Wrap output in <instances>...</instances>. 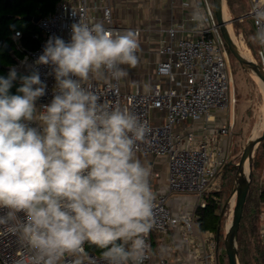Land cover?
<instances>
[{
	"label": "clouds",
	"instance_id": "9594fccd",
	"mask_svg": "<svg viewBox=\"0 0 264 264\" xmlns=\"http://www.w3.org/2000/svg\"><path fill=\"white\" fill-rule=\"evenodd\" d=\"M196 23L205 17L193 12ZM252 39L264 45V11ZM138 33L78 21L71 38L49 37L36 64L50 65L56 85L49 104L37 107L47 85L38 71L0 77V226L26 244L31 264H143L153 227L155 193L150 166L137 157L150 129L129 107L110 105L92 81H120L123 66L139 63Z\"/></svg>",
	"mask_w": 264,
	"mask_h": 264
},
{
	"label": "built area",
	"instance_id": "2783aa9c",
	"mask_svg": "<svg viewBox=\"0 0 264 264\" xmlns=\"http://www.w3.org/2000/svg\"><path fill=\"white\" fill-rule=\"evenodd\" d=\"M55 1L54 10L37 22L42 38L36 48L22 45L21 31L17 30L13 35L15 46L23 52V57L18 58L8 71L14 67L16 71L24 72L25 77L33 71L39 72L47 89L45 96L37 101L38 108L51 102L56 85L52 67L35 63L49 37L58 36L66 42L70 41L71 25L79 20L90 25L103 23L105 28L121 33L133 30L138 37L142 32L139 27L125 28L117 23L112 0ZM249 2L248 16L252 18L257 31L256 13L264 11V0ZM212 3L211 0L196 2L199 12L205 17L196 28L197 36L177 37L180 28L175 25L166 29L170 40L160 46V53L166 57L158 63L157 73L168 77L167 86L156 82L147 90H126L121 80H94L90 85L102 102L129 107L146 123L150 131L145 141L139 143L137 153L167 158V191L155 195L154 223L146 237L148 248L143 264H168L164 258L153 259L152 238L154 232L171 228H179L184 240L193 246L194 257L201 264H218L215 250L206 249L205 242L196 238V214L176 211L169 205L172 194L179 193L195 195L197 207L207 205L209 194L218 200L213 192L220 190V170L230 162L218 140L224 134L232 135L231 122L217 126L212 132H204L202 137L197 131L186 127L191 120L204 118L213 121V111L226 108L230 102L232 70L229 49L221 35ZM259 56V63L264 68V45L259 50ZM154 110L164 114L162 121L154 120ZM233 206L234 202L232 210ZM211 235L208 233L206 240L210 241ZM260 236L264 243V211L261 213ZM214 243L212 241L211 245ZM30 256L26 244L13 235L7 226H0V264H31ZM88 256L93 258L94 264H102L101 255L90 253ZM74 259L72 255L65 254L58 264H73Z\"/></svg>",
	"mask_w": 264,
	"mask_h": 264
},
{
	"label": "crops",
	"instance_id": "0c3cea01",
	"mask_svg": "<svg viewBox=\"0 0 264 264\" xmlns=\"http://www.w3.org/2000/svg\"><path fill=\"white\" fill-rule=\"evenodd\" d=\"M114 16L117 23L125 28L139 27L142 29L138 37L140 49L138 52L139 63L135 68L123 66L128 71V76L122 84L126 90H147L150 85L160 82L164 86L169 84L167 76L157 73L158 63L166 56L161 54L159 49L162 43L168 42L170 36L166 31L170 26H179L177 37H195L198 23L192 19L193 12L199 11L197 0H112ZM237 20V19H235ZM234 20V21H235ZM247 23V22H246ZM255 27V26H254ZM251 28H249V32ZM256 31V30H255ZM250 52V51H249ZM130 74V75H129ZM129 78L132 81L129 83ZM154 120L162 121L164 114L159 110L153 111ZM213 121L206 119L191 120L186 123L188 129L197 131L199 137L204 132H212L216 127L224 123H232L225 117L223 109L213 111ZM206 129H205V128ZM237 137L222 135L218 140L224 154L232 159V153L237 149ZM137 157L146 166H150L151 175L149 182L153 192L160 194L167 191V158L166 156L137 153ZM159 174L158 176L155 174ZM197 197L192 194H172L169 205L176 211L194 212L197 215ZM209 229L201 228L197 222L196 238L205 242L206 249L218 254V240L211 245L205 236ZM153 259L164 258L168 264H201L194 257L193 246H189L184 240L179 228H171L164 231L154 232L153 238Z\"/></svg>",
	"mask_w": 264,
	"mask_h": 264
},
{
	"label": "rangeland",
	"instance_id": "374dc122",
	"mask_svg": "<svg viewBox=\"0 0 264 264\" xmlns=\"http://www.w3.org/2000/svg\"><path fill=\"white\" fill-rule=\"evenodd\" d=\"M211 2L213 1L211 0ZM55 4V0H23L14 2V7L3 11L4 16L6 14L4 18L5 21L1 24L3 34L10 39L11 36L13 37L14 35L13 32L15 27L28 25L29 19L26 18L27 16L24 18L22 15V12L25 11L26 8H30V10L34 13L40 12L39 10H36L37 7L42 9L44 7L47 9L51 8L53 11ZM249 9V0H235L232 9H229L226 4L225 12L229 18L237 19L229 23V26L240 49L243 52L250 51V58L260 62L261 59L259 56V50L262 45L252 39L257 31H255L256 28L254 27L252 18L248 16ZM8 14L12 15V17ZM249 28H251L250 32ZM10 55L13 57L11 60H7L5 58L7 57L5 50L0 47V68L10 67L13 60L16 62L18 58L23 57V52L13 44V49L10 51ZM228 56L232 70L229 90L230 102L223 110L225 111V117L232 121V136L237 137V149L233 151L232 159L229 164L223 166L220 170V190L218 191L217 196L218 200L220 199L221 209H217L216 211V213L220 215L219 226L217 229L219 231V236L217 235L218 233L209 232L212 234L209 242H214L216 239L218 240L219 250L218 254H215L218 264H229L225 253L224 239L234 215L232 203L234 202V209L237 198L234 183L238 170L236 163L239 162L248 139L253 137L257 124L262 125V130L264 126V92L260 84L257 80H255L254 73L243 68L236 57L230 53L229 50ZM18 81V77L15 81H13V86L10 89L11 94H17L16 84ZM121 82L123 84L125 82V78L122 79ZM128 82H132L130 78ZM256 160L257 162H255V168L252 166L251 187L264 190V139L256 148L253 165ZM220 192L221 195H219ZM258 207V230L260 231L261 213L264 211V198L260 199ZM85 247L87 254L95 253L97 255H101L102 250L98 249L96 246L86 243ZM246 263L253 264L251 261H247Z\"/></svg>",
	"mask_w": 264,
	"mask_h": 264
},
{
	"label": "trees",
	"instance_id": "16d2710c",
	"mask_svg": "<svg viewBox=\"0 0 264 264\" xmlns=\"http://www.w3.org/2000/svg\"><path fill=\"white\" fill-rule=\"evenodd\" d=\"M16 1L23 0H0V47L5 50L7 56L5 58L7 60H11L13 57L10 55V51H12L13 44L15 45V43L12 36L9 39L5 34H3V31L1 30V24L3 21H5L4 18L6 16V14L4 16L3 11L14 7V2ZM234 1L235 0H227L229 9L233 8ZM36 10H39L42 13H34L30 10V8H26L25 11L22 12V15L24 18L28 15L34 17H43L45 14H49L52 11L51 8L47 9L46 7L43 9L37 7ZM9 16L12 17V15ZM17 30L21 31L22 33L20 41L24 47L36 48L39 45L42 38V32L39 29L38 24L32 19H29L28 25L17 26L14 28V32ZM8 46L11 47L10 50H8ZM14 63L15 61L13 60L12 64ZM8 69L9 66L6 68H0V74L7 72ZM255 162H257V160L254 161V168ZM213 193L218 194V191ZM219 195H221V192ZM262 198H264V190L252 188L250 186L238 232V258L240 264H247V261H251L253 264H264V243L261 240L260 231L258 230V203ZM217 209H221L220 199L215 200L211 197V195H209L207 198V205L205 207H198L197 209V221L200 223L201 228L206 230L209 229L216 234L218 233L217 229L220 219V215L216 213Z\"/></svg>",
	"mask_w": 264,
	"mask_h": 264
},
{
	"label": "water",
	"instance_id": "95a60500",
	"mask_svg": "<svg viewBox=\"0 0 264 264\" xmlns=\"http://www.w3.org/2000/svg\"><path fill=\"white\" fill-rule=\"evenodd\" d=\"M212 1H213L216 20L221 35L230 53H232L236 57V59L239 61V63L243 68L248 69L252 73L256 74L264 84V68L262 67V65L259 62L255 61L254 59H251L246 55H244L243 51L240 49L238 44L234 42L232 38V34L229 28V23L233 22L235 19L225 18V7L227 4V0H212ZM27 19H32L35 23H37L40 17H34L28 15ZM10 49L11 47L8 46V50ZM8 75H9V71L0 74V77L7 78ZM17 77L19 78V81L16 84V89H18L21 86V78L25 77L24 72L17 71ZM263 139H264V126L262 133L259 136L248 139L246 145L244 146L240 160L238 163H236L238 170L234 183H235V192L237 193L236 194L237 198L234 208L233 219L229 228L227 229L224 239L225 252L227 254L229 264H239L238 232L243 216L244 205L246 203V198L252 183V166H253L254 153L259 143H261ZM247 160L249 164V171L246 173L245 164ZM218 236H219V231H218Z\"/></svg>",
	"mask_w": 264,
	"mask_h": 264
},
{
	"label": "bare ground",
	"instance_id": "6f19581e",
	"mask_svg": "<svg viewBox=\"0 0 264 264\" xmlns=\"http://www.w3.org/2000/svg\"><path fill=\"white\" fill-rule=\"evenodd\" d=\"M225 18H226V19L229 18V17L226 15V12H225ZM229 28H230V26H229ZM230 31H231V29H230ZM231 34H232V32H231ZM232 38H233L234 42H236V40L234 39L233 34H232ZM236 43H237V42H236ZM243 53H244V55H246L247 57L250 58V53H249L248 51H246V52L244 51ZM254 78H255V80H257V82L260 84V86H261V88H262V90H263V92H264V84H263L262 80H261L256 74H254ZM263 112H264V111H263ZM261 131H262V125L257 124V126L255 127V130H254L253 137H257V136H259V135L261 134ZM245 171H246V173L249 171L248 160L246 161V164H245ZM229 225H230V224H229ZM229 225H228V226H229Z\"/></svg>",
	"mask_w": 264,
	"mask_h": 264
}]
</instances>
